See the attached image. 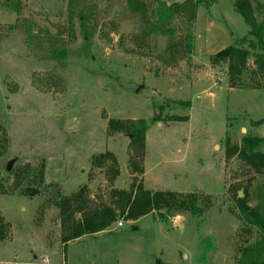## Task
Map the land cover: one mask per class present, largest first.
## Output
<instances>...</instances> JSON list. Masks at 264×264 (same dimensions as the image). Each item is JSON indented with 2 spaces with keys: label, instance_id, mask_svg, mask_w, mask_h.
I'll return each mask as SVG.
<instances>
[{
  "label": "rangeland",
  "instance_id": "1",
  "mask_svg": "<svg viewBox=\"0 0 264 264\" xmlns=\"http://www.w3.org/2000/svg\"><path fill=\"white\" fill-rule=\"evenodd\" d=\"M137 1L145 12L128 0H0V264H238L240 247L258 237L237 201L257 202L264 167L227 152L245 134L264 136L260 49L236 80L227 61L209 59L240 44L248 25L233 0H200L161 31L156 6L185 0ZM251 1L262 19L264 0ZM59 48L66 57L51 56ZM152 117L143 147L127 127H108L111 118ZM107 150L113 180L112 162L93 160ZM140 179L151 190L195 192L201 211L119 218L62 243L61 198L83 189L88 206H101L112 188Z\"/></svg>",
  "mask_w": 264,
  "mask_h": 264
},
{
  "label": "trees",
  "instance_id": "2",
  "mask_svg": "<svg viewBox=\"0 0 264 264\" xmlns=\"http://www.w3.org/2000/svg\"><path fill=\"white\" fill-rule=\"evenodd\" d=\"M9 3L10 0H4ZM200 0H185V2H171L168 4L162 1L154 10L155 20L152 26L161 30L163 25L183 7L190 6V11L194 10ZM202 1V0H201ZM131 8L137 10L141 8L145 12V4L137 0H128ZM70 3V0H68ZM234 10L241 15L246 24L248 31L240 38V44H228L223 48L209 55L210 62L215 64L220 61L228 62V72L231 80H236L241 73V68L244 67L247 58L250 56V49H260L255 52L254 57L259 68L264 72V17L256 20L254 15V6L251 0H233ZM81 20V30L84 39L87 41L90 38V32L85 31L84 19L85 15L78 13ZM32 30V29H30ZM190 37V36H189ZM246 43V46H242ZM52 57H66V48L53 49ZM179 103L189 105V101ZM187 116H181L179 119H184ZM156 120L151 119H135L130 120L129 124L117 118H111L108 122V127L111 130L122 131L128 128V133L132 136V142H138L140 146H144L145 131ZM264 124V115L258 120ZM264 141V136L245 134L241 137L239 144L231 147L227 154H237L246 165L252 167L255 171H261L264 167V151L260 149ZM143 156V153H140ZM93 160L96 166H101L106 160L112 162L110 169L112 176L110 179H115L118 175V165L116 156L113 152L107 150L95 154ZM138 172L143 174V166L133 162V173ZM40 178L41 175H40ZM83 189L75 194L72 200L61 198L58 203L60 208V224L62 227L61 241L65 245L67 241L78 238L85 234H93L109 227L119 218L125 220H136L139 217L146 215L152 211H156L160 216H167L175 209L189 210L192 215L201 211L198 204V195L195 192H175L172 190H151L143 185L142 180L133 181L128 189L112 188L111 203L101 204V206L91 207L87 205L86 198L83 197ZM239 213L245 223L253 226L258 231V237L243 244L239 249L238 264H264V189H259L257 192V202L254 205H249L244 198L237 201ZM164 211L162 212V210ZM79 212L80 216L76 218L75 213ZM2 225L0 226V239H3ZM33 264V263H22Z\"/></svg>",
  "mask_w": 264,
  "mask_h": 264
},
{
  "label": "crops",
  "instance_id": "3",
  "mask_svg": "<svg viewBox=\"0 0 264 264\" xmlns=\"http://www.w3.org/2000/svg\"><path fill=\"white\" fill-rule=\"evenodd\" d=\"M2 17V15H0V18ZM132 221H134V220H132ZM76 239V238H75ZM6 263V262H5ZM24 263H29L28 261H24Z\"/></svg>",
  "mask_w": 264,
  "mask_h": 264
},
{
  "label": "built area",
  "instance_id": "4",
  "mask_svg": "<svg viewBox=\"0 0 264 264\" xmlns=\"http://www.w3.org/2000/svg\"><path fill=\"white\" fill-rule=\"evenodd\" d=\"M118 224H121V222H118Z\"/></svg>",
  "mask_w": 264,
  "mask_h": 264
},
{
  "label": "water",
  "instance_id": "5",
  "mask_svg": "<svg viewBox=\"0 0 264 264\" xmlns=\"http://www.w3.org/2000/svg\"><path fill=\"white\" fill-rule=\"evenodd\" d=\"M9 166V164L7 165V167Z\"/></svg>",
  "mask_w": 264,
  "mask_h": 264
}]
</instances>
